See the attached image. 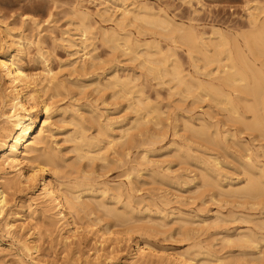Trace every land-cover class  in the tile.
I'll list each match as a JSON object with an SVG mask.
<instances>
[{"label": "rangeland", "instance_id": "obj_1", "mask_svg": "<svg viewBox=\"0 0 264 264\" xmlns=\"http://www.w3.org/2000/svg\"><path fill=\"white\" fill-rule=\"evenodd\" d=\"M135 7L136 10L141 8V11L145 10L147 13L160 12L162 16L167 14L177 23L183 24L185 31H198L206 40L211 38L216 41L222 33L229 40L240 36L238 40L242 43V37L252 31L250 14L259 13L258 9L263 10L264 0H0V53L6 50L11 40L21 37L24 47L18 55L20 65L25 73L40 82L37 84L35 80L26 91L30 94L29 98L31 96L30 117L34 135L42 126L44 131L41 142L36 147L37 154L46 148L53 155L51 158L54 163L48 165L44 178L53 183L60 198L78 195V183L89 184L91 186L85 187L86 190H80V196L82 200L93 202L90 209L78 211L77 208L66 214L68 223L62 226L63 221L56 216V209L38 198L40 183L33 188L25 179L14 183L7 190L8 204L0 213V264H132L136 244L142 246L145 243L152 251L151 257H145V261L143 259L139 264H179L178 258L185 257L196 258L200 264H264V196L260 199H245L244 194L235 196L230 192L225 193L226 188L246 183L248 176L241 171V166L246 167L245 162H255L250 171L254 177L264 180V136L249 130L238 119L241 116L246 122H252V112H247L244 106L238 104L237 118L232 110H228V106L223 107L208 97L204 98L205 92L194 91L198 95L203 94L204 99L194 92L193 97L192 93L191 96L186 93L178 94L180 89L176 88V91L174 83L170 85L162 79L161 84L160 79L148 77L140 66L142 56L133 59L123 45L120 50L113 51L111 44L104 41L103 31L108 30V34L114 31L121 39L130 34L131 39L139 41L142 46L137 50L144 49L143 44L147 40L152 43L155 39L160 41L158 47L162 51L169 46L173 47L172 51L176 52L185 71L193 73L192 61L186 50L188 42L183 43L184 40L180 41L178 38L176 43L170 40L172 34L178 36L180 32L175 31L166 36L158 27L143 20L135 21L137 25L127 22L126 28V24L120 25V28L116 26L120 13L125 8ZM104 9L111 12V18H107L108 12L102 13ZM80 10L90 15L81 17ZM261 12L259 17L264 16ZM82 21L92 25L87 34L85 51L90 54L92 52L91 55L98 58L94 61L95 68L88 67V62L83 61L84 56L81 60L83 51L78 50V46L79 49L81 47L80 41L77 39L76 44L71 46L67 40L73 35L74 38L79 37L80 32L76 27ZM5 30L9 31L12 38ZM138 30L143 31L140 32L143 34L138 33ZM16 47L15 44L10 47L12 55L16 53ZM192 52L194 55L195 51ZM194 56L197 58V53ZM263 57L260 56L261 60L255 59L259 62L255 61L258 66H264ZM77 60H81L78 64L84 63L90 70H73L70 67L71 61ZM48 67L53 75L56 72L57 76L54 77L62 84V89L59 88L58 92L44 86L46 82L42 79ZM115 73L121 78L129 75L137 86H141V98L152 108L150 112L135 109L134 102L140 94L134 92L131 97L127 95L132 98L129 101L126 95L115 94L118 89L111 86L107 88L108 78ZM94 78L98 80L91 82ZM7 82L0 75L2 94H5ZM40 85L43 86L42 89ZM35 90L37 92H33ZM243 98L249 100L245 103L254 105L252 97ZM40 101L50 102L49 117H45ZM263 107L264 105L258 107L260 112L257 114L264 118ZM7 111L8 109L0 106V127L5 124L1 113ZM137 118L141 119L139 123ZM233 120L237 122L234 123ZM97 122L101 125L98 126ZM215 123L219 128L218 133L215 132ZM189 124L199 128V136H194L199 134L197 130L194 131L197 134H191L193 131ZM120 128L128 129L124 132L125 135H120ZM75 130L76 133L82 130L86 137H90L89 149L93 154L102 147L103 155L93 159H79L78 152L73 149L74 142L70 139V136L76 134ZM203 132L204 137L201 134ZM108 133L116 136V141L112 144H108ZM2 154L0 153V160ZM35 154L36 152L30 155L32 162L23 164L24 175L30 173V167L46 162L47 158L36 159ZM206 164L219 169L220 174L217 172L216 180L223 191L207 184L209 177L207 179L204 175ZM13 174L10 171L7 177L14 179ZM221 174L223 178H218ZM86 177L88 178L85 179ZM39 181L41 179L38 178ZM101 202L103 206L106 205L104 208L100 205ZM110 208L120 213L130 212L133 218L121 220L119 216L109 213ZM74 227L77 228V233ZM72 233L75 235L67 239ZM241 234L256 236L260 241L253 247L244 248L236 241ZM102 237L106 240L101 243ZM24 241L36 249L31 257L23 250Z\"/></svg>", "mask_w": 264, "mask_h": 264}, {"label": "bare ground", "instance_id": "obj_2", "mask_svg": "<svg viewBox=\"0 0 264 264\" xmlns=\"http://www.w3.org/2000/svg\"><path fill=\"white\" fill-rule=\"evenodd\" d=\"M140 9L141 8H139V10H136V7L134 9H128V8L126 9L125 8L120 13V18L119 19L117 18V20H116L117 21L116 22L117 25L116 26H118V28H120L119 27L120 25H124L127 22L135 23V21L143 20V21L149 23L150 25H152L153 27H158L157 29L162 30L161 31L162 34L164 32L166 36H167L168 33L169 34H172L175 31L176 32H180L178 36H174L172 34L171 37H170L171 39L170 38L169 39L173 43H176L177 38L180 39V41H181V39H182V41L184 40L183 43L185 41L188 42V43L187 42L186 43H187V45L189 44L188 45L189 46V49H188V46L187 47L185 46V47L187 48L186 49L187 50V54H188L187 56L192 61L191 64H192V67L194 68L193 73L190 72V71H185L186 69L183 68L182 62L175 55L176 52H173L172 51L173 50V47L169 46L165 51H162V49H160L158 47L159 46L158 45V42H160V41L157 42L155 39H154V41L152 43H149L148 40L147 41L145 40L147 43H144V44L142 43L143 46H144V49L137 50V48L139 46H141L139 44L140 42L139 41H134V39H131L132 36L130 34L124 35L123 38L121 39V37H120L119 34L115 33L114 31H112V33L110 32V34H108V32H107L108 30H107L105 32L104 31L102 32L103 33L102 35L104 36V41L106 42V44L107 43L108 44L110 43L113 51L116 50V49L121 48L122 45L123 46H126V48L124 47L125 49L124 48L123 49L125 51L128 50L130 52V54H132L133 59H137L138 57H141L142 56L141 57L142 60L140 62V66H142L144 68V70L147 73L148 77L150 76V77H153V78L158 79V80L160 79L159 80L160 81L159 83H161V84H163V82L161 81L162 79H163V81L166 80L165 83L168 82V83H170V85L172 83H174V85L172 84L173 87H174V89L176 91H177L176 88H179L180 89V92H177L178 94L181 93V95H185L183 93H186V95L189 94L188 96H191L192 95L191 97H193V93L192 92H194V91L196 92V90L202 91L201 93H204L205 92L204 98H207L208 97L210 100H213V102L214 101L217 102V105L218 104H220V105L222 104L223 107L224 106H228L229 107L228 110H232L234 112V115H236V114L239 113L238 112V104L244 106L245 109H247V112L248 111H250V113L252 112L251 115L254 116V120L252 119L251 120L252 122H250V121L249 122H246L245 121V118H243L241 116H238L239 117L238 118L237 115H236L235 117H237L240 120V122L242 123V125L245 124L246 127L249 128V130H251V131L254 130L255 132L257 131L256 133H261L264 136V118L263 117H260L257 114V112H260V111H258V107L260 105L261 106L264 105V69H263L264 66L262 64H261V66H260V64L258 66L257 63H259V62L255 60L257 58H259L261 60L260 56H264V16L259 17V16H261V15H259V13L261 11L264 13V9L263 10L258 9V10H260L259 13H256V14L251 13L250 14V18H251L250 25L252 26V31L248 35L245 32L246 35H244L242 37L243 38L242 40L244 42V43L243 42L242 43L244 45H242V43H240L239 40H238V38L240 36L237 35L238 38L237 37H231V40H229V38L225 37V35H223L222 33L219 35V38L218 39L215 38L216 41H213L211 38L207 39L208 40L207 41L206 39L203 38V35L197 33L198 31L196 33L193 30H189V29H188V31H185V28H184L183 24L177 23L173 18L169 17L167 14L166 15L164 14L162 16V13L160 14V12H158L159 14H157L155 12H148L147 13V12H145V10L144 11H141ZM78 12L76 13L77 15H78ZM100 12H101V10H100ZM107 12H108L107 9L102 10V13H104V14L107 13ZM262 12H261V14H262ZM108 13L109 14H108L107 18H111L112 17L111 16V12H108ZM79 14H81V17L84 16V18H85V16L88 15L89 13L86 14V12H85V14H84L83 11L81 12V10H80V13ZM78 18L80 19V17H78ZM83 21H82L81 24L79 23V25L77 23L76 29L80 32L79 33V37L78 38H74V35H73V37L72 36L71 37H68L67 40L71 44V46H74L76 44L75 41L77 39L80 41V44H81L80 46L81 47L79 49V46H78V50L83 51V52L80 51L82 53V55H80L81 56V60H82V57L84 56L83 61L85 63L88 62L87 63L89 65L88 67L89 68H92L95 65L94 61L96 59H98V58H96L94 55H91L92 52L90 54L89 52L85 51L86 50V47H87L86 46V42L88 40L87 34L90 33L89 31H90V29H91L90 27H92V25H90L89 23H83ZM145 22H144V24H145ZM138 24H139V22H138ZM144 24H142V25H144ZM127 26H128V24H126L125 28ZM145 27H147V25ZM144 29H146V28H144ZM191 29H192V27H191ZM122 30H124V29H122ZM139 30H141V29H139ZM139 30H138V33L143 32V31H140L139 32ZM194 30H196V29H194ZM5 31H6V34L12 38V36L9 33V31H7V30H5ZM216 31H219V30L217 29ZM140 34H143V33H140ZM21 39L22 38L20 37L18 40L16 39L17 41L16 40H11V44L8 45V47L6 46L7 47L6 50H4L2 53H0V75L3 76L4 78H6L7 81H8L7 84H6L7 87H5L6 90L4 89L5 90V94H2L1 89H0V106L2 108L8 109L7 112H2L1 113V117H3L5 124L0 127V153H3L1 155V160H0V179L3 180V181H0V213L4 210V208L8 204V193H7V190L12 185H14V183H16V182H19L20 183L22 181L21 179H25V181L28 182L29 185H32V188L36 184H39L40 183V192L37 195L38 198L41 199L44 204L45 203L46 204H50L53 208L56 209L55 214H56V216L60 217L59 220L60 221H63L61 225L64 226V225H67V223H68L67 222V216H66V214L68 215V213H71L75 209L77 210V208H78V211H80V210L81 211H84L85 209L87 210V208L88 209L91 208L92 203H93V202H91L92 200L91 201L82 200L81 199V196H80V193H81L80 190L81 189H85V187L88 188L91 185L85 184V183H78V187H77L78 188V193L80 192L78 195L73 194L71 196H65V197H61L60 198V194H58V191L56 190L57 188L55 189V187L52 185L53 183H51L49 180H46L44 178V176H45V174L47 173V170H48L47 167H49L48 165L54 163L52 161V158H51V156L53 157V155H52V152L51 151H50L51 154H50V152H48L49 151L48 149H47V151L45 150L46 149L45 146H44L45 149L43 148L44 151L41 150L37 154L38 148H36V147H37V144L39 142H41L40 139H41L42 134H43L44 131H43V126H42L38 130L37 134L34 135L33 125H32V121H31V117H30V114H31L30 112L31 111H30V100L29 99H31V96L29 98V95L30 94H28L26 90L28 89V87L31 84H33L35 82L36 79L33 78L32 76H29L27 73H25L24 70H23V68H22V66L20 65L19 56L18 55L20 53H22V50H23V47H24L23 46L24 40H21ZM135 39L137 40V38H135ZM0 40H1V38H0ZM122 41H123V43H120ZM207 42H210L211 43V44L208 43L209 45H211V47H209V45L207 44ZM12 44H15L17 46L16 49H15V52L16 53L13 54V55H12V53L10 51V47H12ZM0 49H1V46H0ZM174 51H176V50L174 49ZM192 51H195L194 52V55H195V53H197V55H198L197 58H195V56L193 55V52ZM76 53L78 54V52H76ZM88 54H90L89 57H87ZM251 57L253 59H251ZM81 60H77V61H74V62L71 61V64L69 63L70 64V67L73 70H75V71L80 70V71H83L84 72V70H86V68H87L86 67L87 65L85 66L84 63L83 64H78ZM97 64H98V62H97ZM89 70L90 69H88V71ZM46 71L47 72H46L45 76L43 75L44 78L43 79L40 78L42 80L45 79V82L46 83H44V84H46V85H44V84L43 85L45 87H47V89L49 88L52 91L53 90L57 91L59 88L62 87V84L58 81V79L56 81V77H54V76H57V75H55L56 72L53 75L52 72H51V70L49 69V67H48V70H46ZM128 76H126L125 78H121L122 76L120 77L118 73H117V75L115 73V74H113V76H111L110 78H108V81H109V84L110 85L107 84L108 86L107 85H105V86H107V88L110 87V86L112 88H116L115 90L118 89L115 92V94L116 93H120L118 95H121V96H125L126 95L125 97H127V98H128V96L129 97L133 96L134 92L140 94L137 97V99L135 100L136 102H134L135 103V109L138 110V111L139 110L141 111V109H145L146 110V113L150 112L152 110V108H149L148 107L149 105L146 104L147 102H145V100H143L141 98V94H142V88H141V86L140 87L137 86V84L134 82L135 80L132 81V79H130V77H128ZM139 76H138V78H139ZM202 76H203V78H202ZM96 79L97 78L92 79L91 82H94ZM137 82H139V81H137ZM36 83L39 84L40 82L38 83L37 80H36ZM34 85H32V86H34ZM100 86H101V84H100ZM226 86H228L229 88L226 87ZM41 87H43V86L40 85V88ZM135 87L137 88V90H135ZM103 88H104V85H102V89ZM226 88L229 89V90H227ZM169 90H172V89L170 88ZM97 91H99V90H97ZM33 92H37V90H35ZM171 93H172V91H171ZM201 93H199L200 95H198L197 93H195V94L198 95V96H200V98H201L203 96V94L201 95ZM36 94L38 95V93H36ZM196 95H194V96H196ZM239 95H243V97H248V98L249 97H252V100L254 101V105H252L250 103H245L246 100H244V98L242 96H239ZM204 98L202 97V99H204ZM128 99H129V101L132 100V98L131 99L128 98ZM44 101L43 102L40 101L41 102L40 104H41L42 111H43L45 117H47L48 114H49V110L51 108L50 107L51 104H49L50 102H47L48 103L47 104ZM207 101H208V99H207ZM248 101L249 100H247L246 102H248ZM242 102L245 103V104L243 105ZM31 109H32V107H31ZM241 109H243V108H241ZM260 109H262V108H260ZM263 110H264V107H263L262 111ZM154 111H156V110H154ZM158 112H159V110H158ZM245 113H246V111H245ZM228 114H230V113H228ZM140 115L142 116V114H140ZM157 119H159V118H157ZM139 120L141 121V119H138V123H139ZM143 120H142V122H143ZM233 121H234V123L237 122V121L235 122V120H233ZM105 122H106V120H105ZM98 124H99L98 126L101 125L100 123H98ZM102 125H105V124H102ZM107 125L108 126H111L110 123H108ZM148 125H151V124H148ZM189 125L191 126L190 127V130L192 129L191 131H193V132L196 131L197 129H199V128H197V129L194 128V126H192V124H189ZM215 125H216L215 127H217V124L216 123H215ZM235 125H237V124H234V126ZM239 125H237V126H239ZM140 126H141V124H140ZM246 127H243V129H245ZM104 129H105V126H104ZM146 129H147V127H146ZM216 129H217V131H215V132L218 133V129L219 128L217 127ZM119 130H118V132H120V135H122V134L125 135V133L128 131L127 128H125V129L124 128H122V129L120 128ZM201 131H203V130H201ZM111 132H113V131L111 130ZM116 132L117 131H115V133ZM193 132H191V134H197L196 132H198V130L196 132H194V133ZM74 133H76V130H75ZM141 133H143V132H141ZM198 133L199 134L194 135V136H199L200 135V132H198ZM204 133L205 132L201 133L202 136L204 135ZM223 133L224 132H222V134ZM103 135H104V133H103ZM86 136L83 134V131L82 130L81 131H78V133H76L74 136H70V137H72L70 139L74 142V144H73L74 145V147H73L74 151H76V153L78 152L79 159H81V158L93 159V158L99 157V155L102 153V149L103 148L102 147L99 148L93 154L91 152L92 150L89 149L91 147V144H90V141H89V138L90 137L88 136L89 137L88 138ZM226 136H227V134H226ZM108 137H109L108 144H112V143H114L116 141V138H115L116 136H114V134L108 133ZM206 137H208V136H206ZM119 138L117 140H119ZM121 138H123V137H121ZM125 139H127V138H125ZM205 139H207V138H205ZM212 139H213V137H211L210 140H212ZM99 140H101V139H99ZM214 140H216V139H214ZM216 143H218V142H216ZM219 144H221V143H219ZM150 145H152V144H150ZM41 146H42V144H41ZM94 147H95V145H94ZM35 152H36V154H35L36 156L35 155L34 156H35L36 159H38L39 157L41 159V157H42V158H47V160H46V162L42 163V165L38 164V165H35L36 167L33 166L34 168L33 167L32 168L30 167L29 168L30 173H28L27 175H24L23 174V169H24L25 166H23V164L28 163L30 161V157H31L30 155L32 153H35ZM101 155H103V154H101ZM143 156H144V154H143ZM146 157H147V155H146ZM144 158H145V156H144ZM249 158H247L246 161H248ZM146 161H147V159H146ZM212 161H215V160H212ZM30 162H32V161H30ZM248 162L250 164L245 162L246 167L245 166L243 167V166L240 165L241 166V169H242L241 171H243L244 173H246L247 176H248V179L246 180V183H243L241 186H236L235 188H231V187H229L228 189L226 188L225 193L226 192L227 193L230 192L232 194H235V196L237 194H244L245 195V199L246 198H249V199H260V198H262L264 196V180H261L259 177H256V176L254 177V175L250 171V168H253L254 167V165H252V164L255 163V162H253V163H252V161L251 162L248 161ZM139 164H140V162H139ZM206 165H207V168H205L206 170L204 172V175L207 177V179L209 177V179H208L209 181H207V184L209 186H216L217 188H219V189H216V190L219 191L222 186H220L218 180H216V176L218 175V173L220 174V171H219V169L217 170L215 168V166L214 167H211L208 164H206ZM8 169L11 172L14 173L13 174L15 176L14 179H13V177H11V178L7 177L10 174V171H8ZM129 170H131V169H129ZM79 172H81V171L79 170ZM134 173H135V170H134ZM246 174H244V175H246ZM85 176H86V174H85ZM262 176H264V175H262ZM219 177H222L223 178L222 174H221V176H218V178ZM38 178L41 179V182L40 181L38 182ZM87 178L88 177H86L85 179H87ZM75 185H77V184H75ZM115 191H116V189H115ZM220 191H223V190H220ZM89 192L91 193V191H89ZM118 194L120 195V193H118ZM262 200H264V199H262ZM245 201H247V200H245ZM102 203L103 202H101L100 205H102ZM130 204H131V202H130ZM261 204H263V203H261ZM97 206H99V205H97ZM105 206H103V208ZM130 209H131L130 212H132V210H133L132 207ZM108 211L112 215L119 216L120 219L123 218V220L126 219V218H130V219H131V217L133 218V216H131L130 212L127 213V212L122 211V213H120V212H117L116 210H111V208ZM128 211H129V209H128ZM126 222H128V221H126ZM130 222H131V220H130ZM119 223H121V222H119ZM74 231H75V233H77V228L76 227H74ZM146 231H147V229H146ZM75 233L74 234L72 233L73 235L67 236V239H69L70 237L74 236ZM105 240L106 239H103V237H102L101 243L103 241H105ZM236 241H239L240 245L241 246H244V248H246V247H253V246H255L257 244V242L260 241V240H258V238L256 236H253V235H249V234L248 235H246V234H243L242 235L241 234L240 237H239V240H236ZM232 242H234V241H232ZM136 245H137L136 252H135V255H134L133 260H131L132 261L131 262L132 264H139L140 261H142L143 259L145 261V257H148V256L151 257V253H152L150 247L148 245H146V243L144 245H142V246H141V244H136ZM241 246H240V248H241ZM22 247H23V250L25 251V253L29 257L32 256L33 250L36 251V249L34 247H30L27 244L26 241H24L22 243ZM195 247H197V246H195ZM196 249H198V247ZM261 253H259V254H261ZM219 261H222V260H219ZM178 263L179 264H200V262L196 258H193V257H185V258H181V259L178 258ZM142 264H144V263H142Z\"/></svg>", "mask_w": 264, "mask_h": 264}]
</instances>
